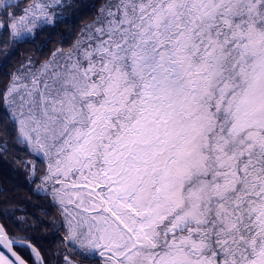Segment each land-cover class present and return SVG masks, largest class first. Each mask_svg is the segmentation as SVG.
I'll list each match as a JSON object with an SVG mask.
<instances>
[{
	"label": "snow or ice",
	"instance_id": "snow-or-ice-1",
	"mask_svg": "<svg viewBox=\"0 0 264 264\" xmlns=\"http://www.w3.org/2000/svg\"><path fill=\"white\" fill-rule=\"evenodd\" d=\"M85 7L0 92V152L14 131L36 158L64 264H264V0H0V59ZM23 249L44 264L0 224V264Z\"/></svg>",
	"mask_w": 264,
	"mask_h": 264
},
{
	"label": "trees",
	"instance_id": "trees-1",
	"mask_svg": "<svg viewBox=\"0 0 264 264\" xmlns=\"http://www.w3.org/2000/svg\"><path fill=\"white\" fill-rule=\"evenodd\" d=\"M20 2L23 7L29 0ZM77 2L87 5L92 2L99 4L101 0ZM91 11L85 7L79 17L69 11L66 23L45 26L36 37L35 43H20L6 61L0 59V92L7 87L11 73L22 62L31 59L38 66L39 62L47 59L56 48L70 47L81 24L91 19ZM6 40L7 34H0V47ZM5 115L4 109L0 107V131L5 127L11 128V125L4 123ZM14 135V131H10L7 137L8 150L0 152V223L5 225L10 236H27L31 245L40 253L44 264H64L63 255L79 259L65 247L62 240L64 230H53V221L62 222L63 219L59 215L58 205L52 202L50 194L36 192L35 186L40 182L39 174L35 182L29 181V169L25 168L24 161L36 158L29 153L26 146L15 143ZM0 139L4 137L0 136ZM37 163L39 164V161ZM6 212L10 215H5ZM16 248L21 250L19 245ZM22 254L29 260V264H35L29 249H23ZM99 259L94 258L92 264H99Z\"/></svg>",
	"mask_w": 264,
	"mask_h": 264
},
{
	"label": "rangeland",
	"instance_id": "rangeland-1",
	"mask_svg": "<svg viewBox=\"0 0 264 264\" xmlns=\"http://www.w3.org/2000/svg\"><path fill=\"white\" fill-rule=\"evenodd\" d=\"M29 2H30V0H29ZM29 2H28V3H29ZM28 3H27V4H28ZM27 4H25L24 6H27ZM68 48H69V47H68ZM68 48H65V50L68 49ZM50 55H51V54H50ZM50 55H49V56H50ZM48 58H49V57H48ZM26 61H27V60H26ZM24 62H25V61H24ZM20 66H21V65L17 66L16 69L20 68ZM38 66H39V65H38ZM38 66H37V67H38ZM10 79H11V78H10ZM38 184H39V183H38ZM38 184H36L35 188L37 187ZM64 256H65V255H63V261H64ZM31 259H32V260L34 261V263H35V261H36V257H35L34 254H32V253H31ZM69 259H72V258L69 257Z\"/></svg>",
	"mask_w": 264,
	"mask_h": 264
},
{
	"label": "water",
	"instance_id": "water-1",
	"mask_svg": "<svg viewBox=\"0 0 264 264\" xmlns=\"http://www.w3.org/2000/svg\"><path fill=\"white\" fill-rule=\"evenodd\" d=\"M1 224V223H0Z\"/></svg>",
	"mask_w": 264,
	"mask_h": 264
}]
</instances>
